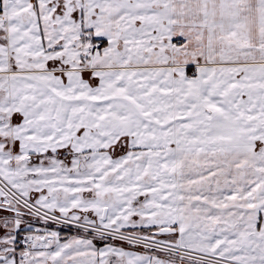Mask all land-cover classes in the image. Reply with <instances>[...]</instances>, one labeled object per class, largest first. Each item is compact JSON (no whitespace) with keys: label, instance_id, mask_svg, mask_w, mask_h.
<instances>
[{"label":"snow or ice","instance_id":"1","mask_svg":"<svg viewBox=\"0 0 264 264\" xmlns=\"http://www.w3.org/2000/svg\"><path fill=\"white\" fill-rule=\"evenodd\" d=\"M0 264H264V0H0Z\"/></svg>","mask_w":264,"mask_h":264}]
</instances>
